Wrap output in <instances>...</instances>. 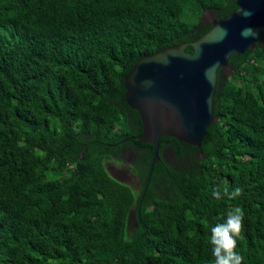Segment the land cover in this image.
Wrapping results in <instances>:
<instances>
[{
	"label": "trees",
	"instance_id": "1",
	"mask_svg": "<svg viewBox=\"0 0 264 264\" xmlns=\"http://www.w3.org/2000/svg\"><path fill=\"white\" fill-rule=\"evenodd\" d=\"M235 8L0 0V264H214L211 229L235 207L242 264H264V34L230 56L227 78L218 70L200 147L160 136L146 189L153 146L137 140L141 120L124 101L140 58L195 40L207 15ZM124 148L136 191L106 168Z\"/></svg>",
	"mask_w": 264,
	"mask_h": 264
},
{
	"label": "water",
	"instance_id": "2",
	"mask_svg": "<svg viewBox=\"0 0 264 264\" xmlns=\"http://www.w3.org/2000/svg\"><path fill=\"white\" fill-rule=\"evenodd\" d=\"M206 17L211 27L203 35L143 56L124 78V101L141 120L142 132L136 138L153 146L145 189L159 160L160 136L200 147L214 121L218 70L230 74V56L253 49L264 34V0H236L229 15L219 20Z\"/></svg>",
	"mask_w": 264,
	"mask_h": 264
},
{
	"label": "clouds",
	"instance_id": "3",
	"mask_svg": "<svg viewBox=\"0 0 264 264\" xmlns=\"http://www.w3.org/2000/svg\"><path fill=\"white\" fill-rule=\"evenodd\" d=\"M250 15V13H247ZM246 31H251L247 29ZM213 197L221 199L219 190H213ZM224 195L233 200L242 195V189L237 187L231 192L224 190ZM244 212L240 207H235L227 213L223 223L216 224L211 229L212 255L215 258L214 264H242L243 257L236 251L237 240L243 232Z\"/></svg>",
	"mask_w": 264,
	"mask_h": 264
},
{
	"label": "rangeland",
	"instance_id": "4",
	"mask_svg": "<svg viewBox=\"0 0 264 264\" xmlns=\"http://www.w3.org/2000/svg\"><path fill=\"white\" fill-rule=\"evenodd\" d=\"M224 76L227 78L229 76L228 72H224ZM119 158L107 163V171L110 175L128 184L136 191L138 189V183L136 176L130 171L131 158L129 151L125 150L121 158Z\"/></svg>",
	"mask_w": 264,
	"mask_h": 264
},
{
	"label": "flooded vegetation",
	"instance_id": "5",
	"mask_svg": "<svg viewBox=\"0 0 264 264\" xmlns=\"http://www.w3.org/2000/svg\"><path fill=\"white\" fill-rule=\"evenodd\" d=\"M208 21H211V20H208ZM125 150H128V151H129V149H126V148L122 149V151L120 152L118 158H119V157L121 158V155H122V153H123ZM129 153H130V151H129ZM118 158H117V159H118ZM120 158H119V159H120ZM114 160H115V159H114Z\"/></svg>",
	"mask_w": 264,
	"mask_h": 264
}]
</instances>
